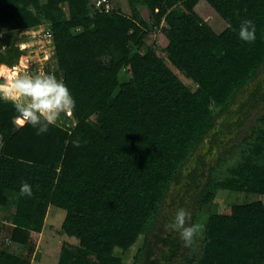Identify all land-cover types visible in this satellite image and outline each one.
Instances as JSON below:
<instances>
[{
  "label": "trees",
  "instance_id": "obj_1",
  "mask_svg": "<svg viewBox=\"0 0 264 264\" xmlns=\"http://www.w3.org/2000/svg\"><path fill=\"white\" fill-rule=\"evenodd\" d=\"M136 1L128 0V14L99 10L95 0H0V70L15 65L20 32L49 29L57 74L76 104L73 124L37 135L17 126L13 105L0 101V210L11 211L0 218V264H31L35 248L30 257L24 250L52 206L66 210L62 233L79 239L62 244L57 264H264V202L214 210L222 189L264 194V108L196 192L191 222L205 224L203 235L185 247L159 224L192 155L264 67V0H206L227 23L221 33L196 11L200 0H140L152 25ZM245 19L256 27L251 44L238 36ZM154 27L168 38L170 63L195 71L193 86L148 44ZM23 182L31 198L19 195ZM6 236L17 251L4 246Z\"/></svg>",
  "mask_w": 264,
  "mask_h": 264
},
{
  "label": "rangeland",
  "instance_id": "obj_2",
  "mask_svg": "<svg viewBox=\"0 0 264 264\" xmlns=\"http://www.w3.org/2000/svg\"><path fill=\"white\" fill-rule=\"evenodd\" d=\"M136 3L145 19L148 20L151 25L154 24V17L149 10L140 0L136 1ZM111 7L120 9L128 14H130L131 11L128 0H111ZM197 7L198 4L196 5V11L217 33H221L226 29V21L207 2L199 4L198 9ZM181 11H183V8H177V12ZM8 27L9 26L4 24L2 25V28L4 29H7ZM41 29H43V27H40L36 33H33L32 31H22L18 34V40L24 43L21 47L28 52L29 61L23 62L22 54L20 53L17 58H15V64L21 61L25 67L23 66L22 70L19 68L17 73L27 72L35 75L44 72L46 74H54L58 80H61L57 74L58 67L56 56L53 49L49 48L47 40L39 34ZM147 42L170 64L184 82L193 86V81L196 76L195 71L189 65L184 66V69L180 70L167 59L165 48L169 41L164 31L160 28L154 27V30L147 36ZM102 63L106 64V61L103 60ZM2 71L6 76L16 72L12 69L9 70L7 65H3ZM255 93H257L258 97L256 96L252 99V96ZM261 95H264V67L259 77L246 88L242 95L238 97L236 103L232 106L231 111L218 120L216 127L210 131L208 137L192 155L189 162L184 167L182 181L172 185L166 205L163 209L162 217L159 220V224L163 221V226H165L168 231L170 229L167 225L170 220L174 219L176 210L185 208L192 214L194 211L193 203L196 192L206 183L207 176L210 174L211 168L218 162L221 153L234 144L241 143L245 138L250 136L252 133V127L257 122V117L263 113L264 102H261L259 98ZM245 103H250V106L244 108ZM59 122L70 126L73 124L74 119L71 114H62ZM195 171L197 172L196 181L193 179V173ZM256 200L264 202V194L222 189L218 191L215 198L214 210L220 213H229L231 208L236 204H244ZM10 212L11 211L0 210V218H7ZM65 215V209L52 206L46 219L45 231L41 235L34 234L31 244L26 250H24V253L29 256L31 246H34L35 250L39 248L34 260H32V256H29L31 264H57L61 246L67 241V234L64 235L61 231ZM8 232L10 233V226L6 225L4 235H7ZM70 238L76 243L79 242V239L76 237ZM143 240L142 237L138 243L123 254V260L125 262L133 261L140 245L143 243ZM5 247H10L15 251L18 250V247L12 243ZM157 251V255L162 254L161 249H158ZM178 259L181 261L182 258L179 257Z\"/></svg>",
  "mask_w": 264,
  "mask_h": 264
},
{
  "label": "clouds",
  "instance_id": "obj_3",
  "mask_svg": "<svg viewBox=\"0 0 264 264\" xmlns=\"http://www.w3.org/2000/svg\"><path fill=\"white\" fill-rule=\"evenodd\" d=\"M239 39L246 43L256 40V27L252 20L245 19L241 22ZM0 101L11 103L17 113L14 123L19 127L30 125L37 129V135L47 133L50 126H58L62 114H71L75 109V100L62 80L54 74L40 72L32 75L27 72H13L4 75L0 70ZM75 147L80 146V141H73ZM19 163L31 165V161L20 160ZM19 195L22 197L33 196L32 186L23 182ZM191 212L185 208L175 211L174 219L167 227L179 234L185 247H191L196 239L203 235L205 224L192 223Z\"/></svg>",
  "mask_w": 264,
  "mask_h": 264
},
{
  "label": "built area",
  "instance_id": "obj_4",
  "mask_svg": "<svg viewBox=\"0 0 264 264\" xmlns=\"http://www.w3.org/2000/svg\"><path fill=\"white\" fill-rule=\"evenodd\" d=\"M95 5H96V7L99 9V10H104V11H110L111 9H113L112 7H111V0H95ZM4 25H6V26H8V23L6 22V23H4ZM9 28V27H8ZM28 31H32L33 33H36V31H38V29H32V30H28ZM39 34L42 36V37H44L46 40H47V44H48V46H49V48H52V49H54V44H53V39H52V33H51V31L49 30V29H45L44 27H43V29H41V32H39ZM24 43H21L20 44V47L23 45ZM20 53H22V54H26L27 55V60H28V52L25 50V49H23L22 47H21V52ZM19 53V54H20ZM18 54V55H19ZM17 55V56H18ZM17 56H16V58H17ZM29 61V60H28ZM24 66V64L23 63H21V62H19V63H16L13 67H10V69H12L13 71H16V72H18L17 70L19 69V68H21V70L23 69L22 67ZM29 66V65H28ZM25 67V66H24ZM26 68H28V67H26ZM5 76H6V74H4ZM2 79V78H1ZM4 246H7V245H9V244H11L12 242H11V240H10V238L8 237V236H6L5 238H4ZM39 249V248H38ZM38 249H36L35 251H34V253H33V255H32V260H34L35 258H36V256H37V252H38Z\"/></svg>",
  "mask_w": 264,
  "mask_h": 264
},
{
  "label": "crops",
  "instance_id": "obj_5",
  "mask_svg": "<svg viewBox=\"0 0 264 264\" xmlns=\"http://www.w3.org/2000/svg\"><path fill=\"white\" fill-rule=\"evenodd\" d=\"M203 2H207L206 0H200V2L198 3V7H199V4H202ZM208 3V2H207ZM209 4V3H208ZM210 5V4H209ZM211 6V5H210ZM198 7H197V9H198ZM212 7V6H211ZM213 8V7H212ZM51 208L52 207H50V209H49V211L51 210ZM48 215H49V213H48ZM66 216V215H65ZM47 219V218H46ZM45 229H46V222H45V226H44V229H43V231L41 232V233H35V234H38V235H41L44 231H45ZM64 235H66V234H64ZM67 236V241H69V242H71V243H73V244H79V242L78 243H76L74 240H71L72 238H70L68 235H66ZM62 247V246H61ZM61 250V249H60Z\"/></svg>",
  "mask_w": 264,
  "mask_h": 264
}]
</instances>
